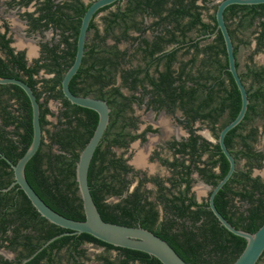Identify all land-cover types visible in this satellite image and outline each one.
<instances>
[{"label":"trees","instance_id":"16d2710c","mask_svg":"<svg viewBox=\"0 0 264 264\" xmlns=\"http://www.w3.org/2000/svg\"><path fill=\"white\" fill-rule=\"evenodd\" d=\"M123 1L95 15L82 66L70 84L73 94L104 100L112 110L109 127L90 166L93 199L104 221L153 232L188 264H233L244 251L246 240L224 228L208 203H199L193 192L197 182L194 175L215 187L230 168L219 143L203 139L196 133L200 129H195V124L204 125L218 141L220 131L238 116L242 105L228 71L223 37L216 33L217 5L211 7L212 0H128L122 8ZM33 3L34 12L23 15L31 28L59 30L61 41L51 47L44 45V58L28 66L25 53H16L11 47L12 38L5 25V33L0 31V77L24 81L40 101L44 136L39 151L26 167L29 184L54 211L84 221L76 163L94 134L99 116L71 104L63 95L62 80L74 63L81 20L91 3L10 0L9 6L29 8ZM113 8L116 10L103 18L101 30L97 17ZM147 19H152L150 25ZM225 19L240 71V48L251 43L244 35L246 31L256 38L258 49H264V4L230 6ZM210 39V44L202 45ZM42 71L53 77L39 81ZM248 75L258 88L252 93L251 86L248 113L226 137L236 165L245 159L246 167L237 168L216 195L215 205L235 228L255 233L264 224V181L252 177V170L256 164L261 166L264 156L252 145L256 130L251 129L245 136L240 132L252 124L253 116L264 117V71L259 74L250 69ZM240 76L244 80L242 73ZM124 89L132 95L124 94ZM144 100L158 113H181L182 120L178 122L190 133L178 144L176 153L180 157L170 163L171 176L166 179L140 180L137 175L130 178L133 168L128 159L114 151L115 147L127 149L139 137L132 133L138 129L132 104L138 102L140 106ZM51 101L61 103L59 114L50 110ZM49 117L56 118V123ZM32 140L29 98L18 86L0 85V154L16 164ZM13 182V169L0 155V250L17 254L11 261L0 256V264H161L148 254L116 248L87 234L65 235L44 247L70 231L42 218L18 186L2 191ZM113 198L118 201L110 202ZM87 245L105 251L91 255ZM112 251L117 252L115 257L110 255ZM263 259L264 255L258 264Z\"/></svg>","mask_w":264,"mask_h":264},{"label":"water","instance_id":"95a60500","mask_svg":"<svg viewBox=\"0 0 264 264\" xmlns=\"http://www.w3.org/2000/svg\"><path fill=\"white\" fill-rule=\"evenodd\" d=\"M120 1L122 0H94L90 4L81 20V26L77 40V52L74 63L66 72L62 80L63 95L71 104L92 110L99 116L98 125L94 131V134L86 147L80 153L79 160L76 163V182L78 185L79 196L82 200L85 220H72L54 211L42 200V198L29 184L25 173L26 167L29 161L39 151L44 136L41 125L40 101H38L33 89L24 81L17 78L0 77V85H15L20 87L25 92L31 103L33 125L32 143L26 153L16 164H13L4 155L0 154L2 158L11 165L14 172L13 184L8 189H4L2 191L7 192L11 188L18 186L19 189L24 192L34 209L42 218L59 228L70 231V233H65L51 239L46 245H44V247H47L58 238L65 235L87 234L116 248L134 250L148 254L149 256L156 258L161 264H188L178 255V253L171 247V245H169L168 242L153 232L140 226L129 227L104 221L91 193L89 185L90 166L94 155L109 127L112 110L109 104L104 100L73 94L70 89V84L82 66L86 53L89 28L95 15L103 8L111 6ZM215 4L217 5L216 33L220 32L223 37L228 59V71L231 73L240 92L242 105L238 116L220 131L218 137L219 146L222 153L228 159L230 168L226 176L215 187H211L208 208L212 211L214 216L224 228H226L230 233L246 240V247L244 251L233 264H258L264 255V224L255 233H249L247 231L235 228L218 211L215 205V197L219 191L223 189V187L231 180L232 176L237 170L236 160L226 145V137L233 129L237 128L243 122L248 113L250 105L248 90L236 65L237 58L235 55V47L226 23L225 12L230 6L233 5H262L264 4V0H220L216 1Z\"/></svg>","mask_w":264,"mask_h":264},{"label":"flooded vegetation","instance_id":"af4514ba","mask_svg":"<svg viewBox=\"0 0 264 264\" xmlns=\"http://www.w3.org/2000/svg\"><path fill=\"white\" fill-rule=\"evenodd\" d=\"M61 1L63 0H57V3ZM83 1L87 4L91 3L90 0H83ZM212 1L213 2L211 4V7L215 5L216 0H212ZM9 2L10 0H0V6L1 5L3 6V9H2L3 12L0 11V31L2 33H5V25L8 26L9 28L8 37L12 38L11 47L15 50L16 53L24 52L28 66H32L34 65V62L36 60L44 58V55H45L44 47H43L44 45L48 44L51 47L53 44L59 43L61 41V35H58L60 31L59 30L56 31L54 28L49 29V30L42 29V30L34 31L31 28L29 21L23 16L27 12L28 13L34 12L35 10L34 3L29 8H19V7L11 8L9 6ZM20 23L23 24L24 28L20 26ZM133 35L137 36V33H134ZM23 37L25 40H33L34 42L38 41V46H36V49L38 48L37 51H34V49L30 47L29 48L26 47L24 44ZM147 37L151 38L152 36L151 34L148 33ZM109 43L112 45L115 44L114 41H111ZM255 44L256 45L254 46V50L252 51V54L248 56V60H247L246 67L244 68V70H241V65H240V73L244 75L243 82L248 90V93H249V90H251L250 88L252 85H253V90H251L252 93H255L256 89L258 88L256 83L254 82V79H252L249 75L247 76L248 71L250 69H253L254 71L257 70L259 74H262V71H264V65H257L255 61L258 55L264 56V49H261V50L258 49L256 39H255ZM124 45L125 47H127V45H131V43L124 44ZM246 46L247 45H245V47ZM64 48L65 47L62 44L61 49H64ZM132 51L133 49H131V52ZM42 75H45V77H47L48 74H46L45 71H42L40 76L38 77L39 81L43 79ZM49 77L51 78L53 77V75H49ZM49 77L47 79H49ZM261 78L262 77H259V79ZM41 86L42 84H39V89ZM53 103L54 102L52 101L49 103V108L54 114L57 115L60 113L62 105L60 102L58 103L59 110H58V113H56L52 108ZM132 107L134 109L140 108V109H145L146 112H152L153 114H155L156 119L153 118L151 120L152 122L150 121L149 123L147 122L144 124L142 118L140 116L135 115V117L138 119V122H137L138 129L133 131L132 133L139 135V137L136 140L131 141L127 149L115 147L114 151L116 152L118 156L124 153L125 158L128 159V164L130 165V167L133 168V172L130 174V178L134 177V175H137L136 176L137 179H140V180H145V179L149 180L152 178H160V179L169 178L171 176V172H170L171 170L169 167L170 163L174 162L176 158L180 157L179 154L176 153V150L179 147L178 144L182 141L187 140L190 137L188 128H186L184 124H181L178 122V119L182 120V114L179 116V112H178L176 113V115L173 116L172 114L168 113L166 110H162L158 113L155 110H153V108L148 107L147 100H144L143 104L140 106L138 105V102H133ZM161 115L172 117L175 120V122L178 123L184 129L185 132H187V136L178 137L175 130L170 131L165 128L163 129L162 125L164 124L161 123V119H160ZM259 116L258 115L253 116L252 124L246 125L241 130L240 134L245 136L248 134V132L251 131V129H255L257 132V137L255 138V141L252 142V145L257 153H261L264 156V117L262 118ZM53 118L49 117L50 120ZM154 123H156L157 125H155ZM159 124H162V125L160 126ZM199 126H201V124L199 123L195 124V129H198ZM200 131L201 130H198L196 133L200 135L203 139L207 140L208 142L212 144H217L218 142L217 139L213 136V134L209 130H208L210 133L209 135L215 138V141H212L204 137L200 133ZM235 151H237V149H235ZM205 158H208V157L206 156ZM246 162L247 160L245 159L242 160L239 163V166L237 165V168L242 167L240 169H243L244 167H246L245 165ZM260 165H261L260 167H258L257 164L254 165L253 170H252V177H260L264 181V158ZM160 169H164L167 174H163V172H159ZM215 171L219 172L218 169H216ZM194 178L197 181L196 183L201 182L205 187L209 189L208 198L203 201H200L197 199L198 202L199 203L207 202L209 205L211 187L213 186L208 185L205 182V180L201 179L197 174L194 175ZM149 185H152V184H149ZM194 187H193V192H194ZM133 188L134 186L131 188V191L133 190ZM113 201L117 202L118 199L113 198ZM87 248H89V253L91 251L90 249L93 248L94 249L93 254H100L105 251L104 248H96L95 246H92V245H87ZM5 252H7L10 255H13V257L9 258L5 256ZM116 254L117 252L115 251H112L110 253L112 257H115ZM0 256L11 261V260L16 259L17 254L10 251L9 249L8 250L2 249L0 250ZM90 263L94 264L93 262H90ZM90 263H87V264H90Z\"/></svg>","mask_w":264,"mask_h":264},{"label":"rangeland","instance_id":"374dc122","mask_svg":"<svg viewBox=\"0 0 264 264\" xmlns=\"http://www.w3.org/2000/svg\"><path fill=\"white\" fill-rule=\"evenodd\" d=\"M216 1H220V0H216ZM126 2H127V0L123 1L122 6H121L122 8L125 7ZM2 9H3V6L1 5L0 6V11L3 12ZM111 11H115V8L111 9L108 12L102 13L97 18V22H98L97 24H99L100 26L101 25L104 26L103 18L106 17ZM100 21H101V23H100ZM244 35L247 38H250L251 43H250V45H247L246 47L242 46L240 48V51H239V62H240V65H241V70H244V68L246 67L248 56L252 54V51L254 50V46L256 45L255 44V39L256 38L252 35L251 31H246L244 33ZM23 39H24V37H23ZM211 42H212V39L203 42L202 45L205 46L207 44H210ZM252 43H253V45H252ZM120 47L124 49L125 45L123 44ZM255 61H256L257 65H264V56L263 55H258V57L256 58ZM42 77L43 78H48L49 75H47V77H45V75H42ZM52 108H53V110L56 113H58V110H59L58 102H54L53 105H52ZM134 115L140 116L142 118L144 124L147 123V122L149 123L153 118H155V114H153L152 112H146L145 109H140V108H135L134 109ZM160 119H161V123H163L164 125H162V124H159V125L160 126L162 125L163 129L165 128V129H168L170 131L175 130L178 137H180V136H185L186 137L187 136V132H185L184 129L178 123H176L175 120L172 117L161 115ZM56 120H57L56 118L51 119V121H53V122H56ZM154 124L157 125L156 123H154ZM144 126H146V125H144ZM199 129L201 130L200 133L204 137H206V138H208V139H210L212 141H215V138H213L211 135H209L210 133H209L208 129H206V127L204 125L199 126ZM122 155H124V153H122ZM140 160H141V158H140ZM239 168H242V167H239ZM159 172H163V174H167L164 169H160ZM148 187L150 189H152V190L154 189V187L152 185H148ZM194 192H195V194L197 196V199L200 200V201H203V200L208 198L209 189L207 187H205L201 182H198V183H196V185L194 187ZM110 202H114L113 199L110 200ZM90 250H91L90 253L93 254L94 253V249L91 248ZM5 256H7L9 258L13 257V255L8 254L7 252H5ZM90 264H92V263H90ZM260 264H264V259H263V261Z\"/></svg>","mask_w":264,"mask_h":264},{"label":"crops","instance_id":"0c3cea01","mask_svg":"<svg viewBox=\"0 0 264 264\" xmlns=\"http://www.w3.org/2000/svg\"><path fill=\"white\" fill-rule=\"evenodd\" d=\"M122 3H123V2H122ZM127 5H128V0H127V2H126V4H125V7H126ZM121 6H122V4H121ZM121 6H120V7H121ZM125 7H124V8H125ZM115 10H116V8H115ZM100 15H101V14H100ZM100 15H99V16H100ZM99 16H98V17H99ZM98 17H97V18H98ZM96 22H97V19H96ZM151 22H152V19H147V20H146L147 25H150ZM97 23H98V22H97ZM100 23H101V21H100ZM20 26L23 27V24L20 23ZM23 28H24V27H23ZM103 28H104V26L101 25V26H100V29L102 30ZM92 34H93V32H91L90 34H88V40L90 39V37H92ZM50 36H51V35H50ZM24 44H25L26 47H28V48L30 47V48L34 49V51H37V49H38V48L36 49V46H38V41H35V42H34L33 40H25V39H24ZM130 53H133V51H132V52L130 51ZM136 60H137V59H136ZM134 64H137V61L134 62ZM123 91H124V94H126V95H132V93H131L130 91H128L127 89H124ZM58 103H59V102H58ZM180 115H181V113H179V116H180Z\"/></svg>","mask_w":264,"mask_h":264}]
</instances>
